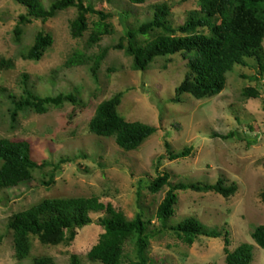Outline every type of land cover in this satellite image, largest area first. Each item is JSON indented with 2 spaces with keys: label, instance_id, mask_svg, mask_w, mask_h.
Here are the masks:
<instances>
[{
  "label": "rangeland",
  "instance_id": "rangeland-1",
  "mask_svg": "<svg viewBox=\"0 0 264 264\" xmlns=\"http://www.w3.org/2000/svg\"><path fill=\"white\" fill-rule=\"evenodd\" d=\"M53 1L42 3L48 8ZM84 1L110 15L107 22L115 31L96 45H90V35L99 21L97 16H89L90 30L82 38L72 37L70 24L77 16L74 8L46 23L32 20L23 26L22 40L17 43L14 30L28 10L14 0H0V62L15 63L12 69L0 70V138L29 141L34 159L39 164H50L37 171L32 181L0 189V264H33L34 258L42 256L53 258L57 264H69L73 255L83 264H98L92 263L87 254L104 233L98 220L106 213L93 214L94 223L79 231L71 245L42 246L34 239L32 257L22 262L16 259L13 233L8 230L10 217L46 199L95 196L128 220L144 213L151 220L150 230H157L161 225L156 212L169 188L154 194L148 186L164 172L172 175L173 183L214 184L224 178L227 185L236 184L238 191L230 199L214 193L180 192L169 226L195 217L208 230L228 232L230 251L244 243L253 245L252 264H264V250L252 240L253 231L264 225V82L252 79L257 74L255 63L235 66L227 75L225 90L217 97L196 100L184 95L181 103H174L176 89L188 72L185 55L157 58L147 71L141 72L133 70V59L125 51L114 48L96 83L91 65L70 67L69 62L78 55L93 58L105 48L118 45L127 27L136 28L153 18L155 5L170 8L174 27L184 25L200 6L199 0H146L142 5L128 0ZM125 12L131 13L129 18ZM41 31L53 38V46L40 62L24 60L23 55ZM24 75L38 95L45 98L72 93L77 104L51 108L43 115L27 110L19 113L14 122L8 95L22 96ZM248 88L259 90L260 96L246 97ZM119 93L124 94L119 107L122 117L158 130L133 152H125L113 138L97 137L89 130L98 105ZM219 136L232 138L224 140ZM167 143L176 152L192 148L190 156L170 161ZM61 159L70 161L54 174V183L46 186L53 166ZM224 250L223 238H200L188 246L168 232L151 240L147 256L154 264H226ZM127 251L134 258V248L128 246Z\"/></svg>",
  "mask_w": 264,
  "mask_h": 264
},
{
  "label": "trees",
  "instance_id": "trees-1",
  "mask_svg": "<svg viewBox=\"0 0 264 264\" xmlns=\"http://www.w3.org/2000/svg\"><path fill=\"white\" fill-rule=\"evenodd\" d=\"M28 10L19 19L14 30V37L20 43L24 34L23 26L32 20L44 23L54 19L58 13L76 9L77 16L71 21V34L75 39L82 38L90 30L89 16H97L90 35V45H96L105 36L114 34L113 26L107 22L110 15L96 9L84 0H54L45 8L42 0H14ZM133 5H142L146 0H128ZM200 10L191 14L186 23L174 27L170 19L171 10L166 4L154 6V16L138 27H127L124 37L113 48H105L93 58L78 55V59L69 62L70 67L91 65L94 81H99V71L111 49L123 50L133 59L134 71H147L157 58L173 57L183 54L188 58V72L182 84L176 89L174 103H181L184 95L196 100L219 96L226 87L227 75L235 66L248 67L253 61L257 74L252 78L264 82V0H199ZM126 18L131 15L125 12ZM144 38L140 41L139 38ZM126 41V45H125ZM53 38L44 31L39 32L34 44L23 55L26 61L40 62L46 52L53 46ZM15 67L12 60H2L0 70ZM23 94L17 98L9 94L13 103L11 110L13 121L19 113L32 110L36 114H46L51 108H62L65 104H77L74 94L60 93L56 97H42L28 84V77L23 76ZM264 94V85H263ZM4 92H6L4 90ZM260 91L254 88L245 90L246 97L258 98ZM124 94L98 105L89 123L92 134L101 138H113L117 146L125 152L138 150L147 140L157 133V128L141 122H129L120 115L119 107ZM233 136V135H232ZM232 136H219L224 140ZM167 158L170 161L186 159L192 148L176 152L167 143ZM69 159H61L55 164L49 182L54 183V174ZM0 189H12L33 180L34 174L50 165L39 164L33 157L32 144L26 140L11 141L0 138ZM149 189L156 194L166 187L169 190L158 206L156 219L161 228L150 230L151 220L144 213L128 220L122 213L116 212L111 205L100 202L93 196L46 199L28 210L10 217L8 230L13 233L14 249L17 261L22 262L32 257L33 240L42 246L71 245L79 231L94 223L93 214L106 213L98 220L104 233L98 243L87 254L92 263L98 264H154L147 256L152 239L173 232L188 246L200 238L220 239L225 242L226 264H252L254 246L244 243L234 251L229 250V233L224 234L213 229L208 230L195 217L186 218L176 226H169L176 214L179 193L192 191L196 193H214L225 199L235 196L236 184L227 185L224 178L212 183H173L172 175L164 172L149 184ZM253 242L264 250V225L258 226L252 233ZM3 237L0 236V246ZM134 248V258L127 247ZM33 264H57L51 257L42 256L33 259ZM69 264H83L73 255Z\"/></svg>",
  "mask_w": 264,
  "mask_h": 264
}]
</instances>
